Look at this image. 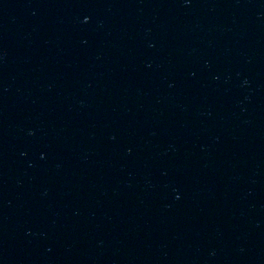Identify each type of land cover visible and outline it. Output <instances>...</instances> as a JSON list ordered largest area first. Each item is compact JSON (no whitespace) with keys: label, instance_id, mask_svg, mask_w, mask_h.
I'll use <instances>...</instances> for the list:
<instances>
[{"label":"water","instance_id":"water-1","mask_svg":"<svg viewBox=\"0 0 264 264\" xmlns=\"http://www.w3.org/2000/svg\"><path fill=\"white\" fill-rule=\"evenodd\" d=\"M0 264H264V0H0Z\"/></svg>","mask_w":264,"mask_h":264}]
</instances>
